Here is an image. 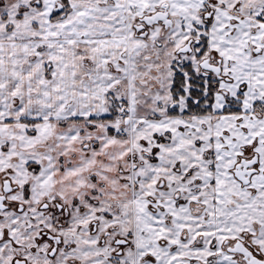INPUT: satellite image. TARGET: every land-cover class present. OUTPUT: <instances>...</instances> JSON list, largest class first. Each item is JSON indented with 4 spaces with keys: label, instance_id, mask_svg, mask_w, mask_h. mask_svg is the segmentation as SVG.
Segmentation results:
<instances>
[{
    "label": "snow or ice",
    "instance_id": "6c2138e0",
    "mask_svg": "<svg viewBox=\"0 0 264 264\" xmlns=\"http://www.w3.org/2000/svg\"><path fill=\"white\" fill-rule=\"evenodd\" d=\"M0 264H264V0H0Z\"/></svg>",
    "mask_w": 264,
    "mask_h": 264
}]
</instances>
